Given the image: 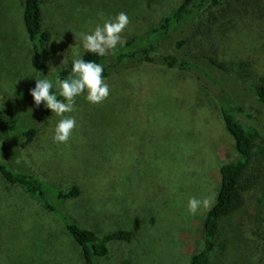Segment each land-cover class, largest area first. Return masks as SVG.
Segmentation results:
<instances>
[{"label":"rangeland","instance_id":"obj_1","mask_svg":"<svg viewBox=\"0 0 264 264\" xmlns=\"http://www.w3.org/2000/svg\"><path fill=\"white\" fill-rule=\"evenodd\" d=\"M180 1L42 0L44 24L52 33L48 77L71 63L74 53L82 56L79 34L103 23L98 13L108 18L125 12V40L148 32ZM24 4L0 0V109L14 102L16 84L34 88L39 76ZM213 40L233 67L249 63V83L264 78V0L249 14L219 22ZM105 82L110 95L103 103H89L85 93L76 97L75 111L64 114L77 121L67 143L53 141L62 117L49 109L38 121L48 108L26 106L23 118L0 138V159L62 188L78 184L80 193L65 200L63 209L97 233L132 230L130 241L111 240L99 264H189L204 244L207 209L191 215L188 200L209 198L213 204L219 166L237 155L218 101L190 73L156 62L112 73ZM226 88L244 100L239 84ZM247 103L252 117L238 118L258 132L249 170L259 167L260 175L241 191V206L219 219L209 264H258L255 252L264 247V105L249 95ZM19 124L37 127L24 146L17 142L25 138ZM0 264H84L81 246L59 216L2 174Z\"/></svg>","mask_w":264,"mask_h":264},{"label":"trees","instance_id":"obj_2","mask_svg":"<svg viewBox=\"0 0 264 264\" xmlns=\"http://www.w3.org/2000/svg\"><path fill=\"white\" fill-rule=\"evenodd\" d=\"M259 1L181 0L161 21L151 26L148 32L125 39L114 52L98 56L84 51L81 56L85 60L103 65L104 79L112 73L151 62L186 71L202 81L217 99L225 125L234 140L237 155L219 166L221 181L217 199L210 209H207L202 221L204 244L191 255L189 264L210 263L217 244L219 219L241 206L243 201L241 191L256 183L260 175L259 167L252 165L253 169L249 170L255 154L253 148L258 132L251 133L238 116L245 114L252 117L248 103L246 104L248 95L251 101L255 98L264 105V78L249 83L248 80L252 76L249 63H239L236 68L233 67L234 63L218 55V46L213 40L219 22L231 19L235 14H249ZM24 21L34 52L39 59L38 79L47 78L52 81L53 93L58 99H63L59 96L55 82L57 78L65 79L71 74L72 62L54 72L52 78L48 77L46 67L51 57L48 47L51 44L52 33L44 24L42 0H25ZM166 45L168 49L164 53H156V49L164 48ZM169 49H172V52ZM230 82L241 86L247 101L245 98L240 100L226 88ZM29 89L33 88L16 84L14 102L0 109V138L23 118L26 106L31 105V109L35 108ZM48 111L49 109H46L38 121L44 120ZM18 128L25 137L17 140L22 146L30 143L37 131L36 126L22 128L19 124ZM15 168L0 159V174L4 178L21 184L32 198L42 201L49 210L59 216L73 239L81 246L84 264H99L101 258L107 257L111 240H132L133 232L130 229H116L100 234L63 209L65 200L80 193L78 184L62 188L31 172ZM258 251L255 252L258 264H264V247Z\"/></svg>","mask_w":264,"mask_h":264},{"label":"clouds","instance_id":"obj_3","mask_svg":"<svg viewBox=\"0 0 264 264\" xmlns=\"http://www.w3.org/2000/svg\"><path fill=\"white\" fill-rule=\"evenodd\" d=\"M98 15L103 23L97 24L90 33L81 32L79 37L87 53L105 56L114 52L118 45L125 42L122 33L130 24V19L125 12L108 18H105L103 12ZM103 70V65L85 60L74 53L71 74L65 79L57 78L55 82L59 96L63 99H58L53 93L52 81L47 78L36 79L35 87L30 90L35 105L39 107L43 103L57 117H62L54 130L55 143H67L77 127L74 117L64 115L75 111L76 97L86 93V100L93 105L101 104L109 97L110 87L105 82ZM211 204L212 201L209 198L190 197L187 210L189 214L195 215L201 207L210 209Z\"/></svg>","mask_w":264,"mask_h":264}]
</instances>
